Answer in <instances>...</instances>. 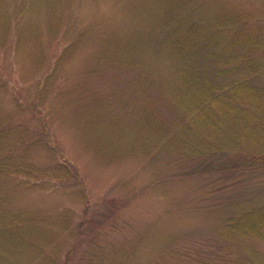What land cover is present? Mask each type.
Instances as JSON below:
<instances>
[{
	"label": "rangeland",
	"instance_id": "1",
	"mask_svg": "<svg viewBox=\"0 0 264 264\" xmlns=\"http://www.w3.org/2000/svg\"><path fill=\"white\" fill-rule=\"evenodd\" d=\"M184 73L264 87V0H0V264H264L222 229L264 160L171 140Z\"/></svg>",
	"mask_w": 264,
	"mask_h": 264
},
{
	"label": "trees",
	"instance_id": "2",
	"mask_svg": "<svg viewBox=\"0 0 264 264\" xmlns=\"http://www.w3.org/2000/svg\"><path fill=\"white\" fill-rule=\"evenodd\" d=\"M235 37L237 40L240 38L239 34ZM245 59L251 60L252 57ZM219 78L218 75L213 76V80L211 77L191 78L188 73H184L182 80L179 79L175 84L176 92H171V96L181 95L184 98L187 106L185 109L190 116L174 123L171 140L175 143L185 140L184 131L194 130L195 134L203 133L201 142H207L206 147H198L197 156L230 153L245 159L260 156L258 162L263 161L264 87L250 79L221 84ZM222 128L230 129V138L226 137L225 131H221ZM212 131L213 137L209 136ZM249 150L258 153H251ZM224 222L222 229L229 238L247 240L262 238L264 235V209L261 208L236 213ZM221 250L227 254L229 249L223 245ZM221 260L223 264H242L244 257L237 255L234 259L223 257Z\"/></svg>",
	"mask_w": 264,
	"mask_h": 264
}]
</instances>
